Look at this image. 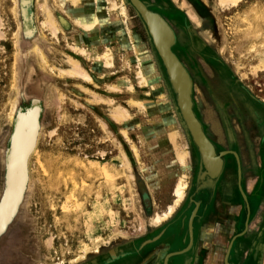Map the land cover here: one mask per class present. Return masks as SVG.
I'll list each match as a JSON object with an SVG mask.
<instances>
[{
	"label": "rangeland",
	"instance_id": "374dc122",
	"mask_svg": "<svg viewBox=\"0 0 264 264\" xmlns=\"http://www.w3.org/2000/svg\"><path fill=\"white\" fill-rule=\"evenodd\" d=\"M98 1L106 6L108 1L122 0ZM141 1L173 32L172 51L183 63L192 86V110L220 156L215 149V157L222 162L218 174L206 168L205 172L220 175L224 161L223 172L215 180L200 181L205 167L200 153L148 28L129 0L120 3L125 8L123 17L104 7L98 9L108 22L100 27L104 31L97 27L95 34L98 38L115 34L107 46L118 60L110 72L93 69L94 62L78 61L92 76L91 83L60 77L59 70L68 69V59L73 58L72 44L82 36L74 21L66 28L58 24L54 36L51 30L42 31L40 40L27 47L19 35L13 1L0 0V192L2 147L12 126L10 117L20 82L26 95L37 96L46 105L41 152L63 169V179L57 181L47 168H35L26 201L10 234L0 243V264H167L164 260L173 255L167 254L175 250V240L171 244L165 235L168 228L174 227V239L183 236L187 241L188 220L196 204H202L204 211L211 209V218L221 222L225 212L216 207H220L222 193L233 197L222 204L236 212L238 231L249 206L253 219L247 222L253 225L260 217L259 224L246 232H253V246L249 241L248 259L243 263L264 264V0H245L235 8L221 7L219 0ZM61 2L35 0L33 12L39 28L46 21L45 10L56 21L64 20ZM92 3L81 0L79 9L92 8ZM129 35L142 51L147 49L153 55L161 81L152 80L154 90L136 76L141 52L135 53ZM100 42L88 52L102 51L105 44ZM34 48L44 58L45 67L39 65ZM52 68L54 74L49 71ZM157 93L167 97L161 107L169 109L175 129L164 124L162 113H157ZM117 108L131 115L120 124L112 121L109 111ZM237 110L245 114L242 120L235 119ZM173 130L181 136L178 149H185L184 164L168 140ZM46 162L51 168L52 162ZM119 174L120 193L109 184ZM182 177L185 188L177 198L174 188ZM220 227L224 232V225ZM190 260L184 264H191Z\"/></svg>",
	"mask_w": 264,
	"mask_h": 264
},
{
	"label": "bare ground",
	"instance_id": "6f19581e",
	"mask_svg": "<svg viewBox=\"0 0 264 264\" xmlns=\"http://www.w3.org/2000/svg\"><path fill=\"white\" fill-rule=\"evenodd\" d=\"M12 1H13V5L16 8V13H17L16 15L18 16L15 18L17 19L18 26H19V35L21 39H23V41L25 42L26 46L33 45L34 43L39 41L41 38V32L44 30H47V29L51 30L52 35L54 36V34H56V32L60 29V28L59 29L57 28L58 24L60 25V23L62 24L64 28H66L69 25V23L74 21L77 24V26L81 29L82 36L79 37L81 39L80 40L77 39L71 46V50H72L71 55L73 56V58L69 57L68 59V64H69L68 69L66 70L61 69L62 71L59 70L61 78L73 79V80L79 79L80 81L84 83H91L92 76L87 71L84 70V68L82 67L83 64L81 65L80 62H85V63H89V61L91 63L94 62L92 64V67L93 69L96 68L95 70H100V69L102 70V68L108 72L113 70L115 66V62L116 60H118V58L114 56L111 48L108 47L107 45H109V43L112 42V40H114L115 34L112 33L113 35H107L105 36V38L97 37V35L95 34L97 27L98 28L102 27L103 29L102 25L105 24V21L106 23L108 22L107 19H105L103 10L101 12L98 9L99 8L102 9V7H104L106 11L108 12L114 11L119 16L123 17L125 16V8H124V4H120V3L125 2V0H122L121 2H117V1L109 2L108 1V4L106 6L103 4L102 1L99 3L98 0H91L93 2L91 5L92 8H89L87 10L79 9L81 0H62L61 4L63 6V11L66 16V17H63L65 21L62 19H59L58 21H56L52 17V15L47 10H45L46 11V21L42 23L40 22L41 24L39 23L41 29L36 23V14L35 12H33L35 0H12ZM136 1L139 3V5L143 7L142 16L144 17V19H146V22L150 26V29L155 37L156 47L158 48L159 54L161 56V59H162L161 61H163L166 67V70L170 77V81H171L173 89L175 88L177 91V94H178L177 99L179 102L182 115L184 119L187 120L188 125L191 129V132L193 134V137L195 138L196 143L198 145L199 151L203 155L204 166L207 169V171H211V172L213 171L216 174H218L222 166V162L219 158L215 157V148L213 147V144L210 143L207 135L203 132L202 126L197 120V118L195 117L194 112L192 110L193 109V105L191 101V87L192 86H191L190 79L187 75L188 72L186 73L187 70L185 71V68L183 67V63L179 61L175 53L172 51L173 43L175 42L174 34L160 17L150 14L148 9L144 6V4L140 0H136ZM174 1L176 2L177 0H174ZM244 1L245 0H219V4L221 7L235 8L239 6L240 4H242ZM70 10H74V12H71ZM116 36L118 37L120 35H116ZM89 37L93 38L94 40ZM128 37H129V40L131 41L133 48H135V53H138V51L141 52V54L139 53H138L139 55L137 54V57L139 56V59H136V62H137L136 64L138 65L139 69L136 73V76L144 84H149L151 86V89L154 90L155 86L151 84L152 80L157 82V84L158 83L160 84L161 81H160V76L158 72L159 70H156L154 62H153V55L147 49L143 48V51H142V49L140 48L139 42L136 41L133 35H129ZM96 41L97 42L101 41L103 45L104 44L105 45H104V48H102L103 49L102 51L94 55V53H89L88 51H89V48L93 44H95ZM37 50L38 49H36L34 52L38 53L39 65L41 67L42 66L45 67L46 63L44 61V58L41 56V54ZM145 58L147 60V63L144 60ZM144 64L146 66L145 69H144ZM238 70H240V68H238ZM49 71L51 72V74H54L53 68L50 69ZM24 81H26V79ZM79 89H81V91L83 92H87V89L85 87L81 86L79 87ZM158 91H160V89ZM74 92L76 93V95L80 94L77 91H74ZM19 93H21L19 94V96L20 98H22L21 100H23V97L26 96L27 94L26 90L21 88ZM157 94L159 96L158 100L160 101L159 103H156L157 113H162L163 116H161V118L164 124L175 129L174 124H172L171 123L172 121L169 120L170 116L168 117V115L170 114L169 109L167 108L163 109L161 107L164 104L162 102H165L167 97L165 95L160 96V93H157ZM32 98H33L32 101L27 106H25L23 110H19L20 112L15 111L16 114H19L16 120L14 119L16 114L10 117V123L14 124L13 126L15 129V133L13 137L14 146H13V151L11 153L10 160L8 162L7 190H6V194L4 196L3 202L0 206V243L2 239L5 237L8 229L10 228V225L17 218V214L19 213L23 202L26 201L28 192L31 188L32 176L34 175L33 173H34L35 168L36 169L39 168L40 170H43V171L45 170L44 168H47L46 170L51 171V177H53V179L54 177L56 178L54 180L59 181L63 179V178L60 179V176H61L60 172H62L63 169L58 164H55L53 158H51L50 156H46L44 153L41 152L42 150L41 144L44 142L45 140L44 138L46 135V133L44 134V131H43L44 129L43 122H44V115L46 111V105L44 101L40 99L39 97L34 96ZM59 98L63 99L64 97L61 96ZM104 102L108 106L109 102L107 101H104ZM133 104H135L136 106H140V104H136V103H133ZM108 107L110 108V106ZM109 111H111L110 114L112 116L111 117L112 121L114 120V123H117V124L122 123L123 121L127 120L129 116H131L128 113V111H125L122 108L121 109L117 108L115 110H109ZM21 112H24V113L21 114ZM52 133L53 132H50L49 136H51ZM123 134L126 135V133L124 132ZM179 136L180 135L178 134V132L173 130L168 135V138H169L168 140L171 142V145H173L174 148L176 149L177 159L179 160L181 164H184L186 152H185V149H182L181 147H180L181 149H178L179 144L182 142L179 139L181 138V136L180 137ZM46 161L52 162L50 164V166L52 165L51 168L49 167ZM184 177L179 179V181L175 185L173 194L177 198H180L185 188V183L183 179ZM116 179H115L116 181H112V182L109 181V184L112 187L111 189L115 188V191H118L120 193L121 184H122L121 175L119 174V178L117 177ZM116 198H117V203H120V195H118V193L116 195ZM154 220L155 221L159 220V218L156 217V219L154 218ZM259 222H260V217H258V220L255 221L254 224H259ZM253 225H250V223L247 222L245 226V230H244L245 233L248 232L249 228H251ZM222 232H223L222 230L218 229L217 235L218 234L221 235ZM217 235L214 234L215 238L218 237ZM233 239H231V241L229 242L226 248V255H228L229 253V249L231 248Z\"/></svg>",
	"mask_w": 264,
	"mask_h": 264
},
{
	"label": "flooded vegetation",
	"instance_id": "af4514ba",
	"mask_svg": "<svg viewBox=\"0 0 264 264\" xmlns=\"http://www.w3.org/2000/svg\"><path fill=\"white\" fill-rule=\"evenodd\" d=\"M145 7L148 9L147 6ZM193 48L196 49L195 45H193ZM202 74L203 76H205V79L209 78V74H207L206 72H202ZM218 99L221 100V98L219 97ZM235 114H236L235 119L237 120L238 119L242 120L243 116H245L244 113L241 114L240 111L238 110L235 111ZM203 129L206 135L209 137V135L207 134L204 128V125H203ZM214 147L217 153V148L215 145ZM217 156H219L218 153H217ZM224 165L225 164L223 161V170H224ZM205 173H206L205 167H203V172L200 175V181L202 183L206 182L207 180H215L221 175L220 173V175H218L217 178L211 179ZM219 192L222 193L221 190ZM219 192H217V194L215 193L212 202L217 203L216 197ZM227 195L229 194L222 193L221 198H220L221 200L218 202L220 203L219 206L221 207H216V209H219L222 213L225 212V216L222 218L221 222H215V220L211 218V212H212L211 209L209 210L208 208L207 210L204 211L202 204H196L188 220L187 241H185L183 236L177 239H174L175 238L174 233H173L174 227L168 228V230L165 232V235L167 236V239L169 241L171 240V244H172V241L175 240V242L172 245V247H175V250L167 254V255H170V254H173V255L167 261L164 260L165 263L178 264V261L180 259H185L183 261L184 263L185 261H189L191 259L192 260L191 264H241V262L246 263L248 259V254L246 251H247L249 241L251 243V246H253V242H252L253 232L252 234L245 233V235L243 236H241V234L244 231V228L246 226L248 219H253L251 207L250 206L248 207V211L245 216L242 230L238 231V222L236 220L237 218L236 212L234 210L229 211L227 207L225 209V206L222 204V200L233 198ZM190 224H192V233L190 232ZM220 225H224V232H222L221 235L218 234L217 239H213V235L214 233H216ZM232 237H235V239H233L231 248L229 249L228 256H226V248L229 242L231 241ZM155 240H157V238H155ZM187 255H190V256L188 258H185L187 257Z\"/></svg>",
	"mask_w": 264,
	"mask_h": 264
},
{
	"label": "water",
	"instance_id": "95a60500",
	"mask_svg": "<svg viewBox=\"0 0 264 264\" xmlns=\"http://www.w3.org/2000/svg\"><path fill=\"white\" fill-rule=\"evenodd\" d=\"M131 1V3H132V5L135 7V9L139 12V14L142 16V12H143V7L141 6V5H139V3L136 1V0H130ZM142 18H143V20H144V22H145V24H146V26H147V28H148V31H149V34H150V36H151V38H152V40H153V44H154V46H155V48H156V50H157V52H158V54H159V51H158V48L156 47V40H155V37H154V35H153V33H152V31H151V29H150V26L148 25V23L146 22V19H144V17L142 16ZM22 42L25 44V42L23 41V39H22ZM31 46V45H30ZM28 47V46H27ZM26 46H25V48H27ZM168 51H169V49H168ZM169 53H170V51H169ZM22 56L23 57H25V54L23 55L22 54ZM159 57H160V59H161V56H160V54H159ZM173 58V57H172ZM25 64L27 65V63H26V61H25ZM180 67V66H179ZM21 84H19V87H18V90H19V92H20V89L21 88H23L24 89V84H23V82H20ZM18 92V98H17V103H16V106H15V108H14V110H13V113H12V115L14 116L15 114H16V112L17 111H19V110H23V108L25 107V106H27L31 101H32V97H34V96H28V95H26V96H24L23 97V100H21L22 98H20V96H19V94H21V93H19ZM174 93L176 94V96L178 95L177 94V91H176V89L174 88ZM178 97V96H177ZM190 100V99H189ZM177 104H178V107H179V110H180V106H179V102H178V99H177ZM16 111V112H15ZM15 112V113H14ZM20 112V111H19ZM22 113H24V112H21V114ZM180 113H181V115H182V112H181V110H180ZM19 114H16L15 115V120L17 119V116H18ZM182 117H183V115H182ZM183 120H184V122H185V124H186V126H187V129H188V131H189V133H190V135H191V138H192V140H193V142H194V144H195V146L197 147V149H198V151H199V148H198V145H197V143H196V140H195V138L193 137V134H192V132H191V129H190V127H189V125H188V122H187V120L186 119H184V117H183ZM14 124H12V127L10 128V131H9V134H8V136H7V138H6V140H5V142H4V144H3V147H2V187H1V192H0V206H1V204H2V202H3V199H4V196H5V194H6V190H7V178H8V162H9V160H10V157H11V153H12V151H13V146H14V142H13V137H14V133H15V129H14V126H13ZM199 153H200V151H199ZM200 156H201V160H202V162H203V155L200 153ZM203 164H204V162H203ZM208 177H210L211 179H215V178H217V176L216 177H212V176H210V175H208V174H206ZM23 204H24V202H23ZM23 204H22V206H23ZM21 206V205H20ZM22 206H21V208H22ZM21 208H20V211H21ZM20 213V212H19ZM19 216V215H18ZM18 218V217H17ZM16 218V219H17ZM16 219L14 220V222L12 223V225L10 226V228L8 229V231H7V233H6V235H5V237L6 236H8L9 234H10V232H11V230H12V226H13V224H15V221H16ZM4 237V238H5ZM3 238V239H4ZM2 239V240H3Z\"/></svg>",
	"mask_w": 264,
	"mask_h": 264
}]
</instances>
